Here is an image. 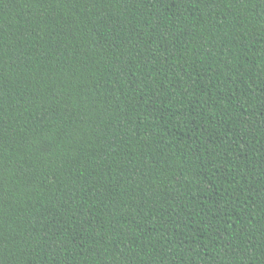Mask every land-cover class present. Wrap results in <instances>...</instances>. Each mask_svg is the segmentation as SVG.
Segmentation results:
<instances>
[{"label": "trees", "instance_id": "1", "mask_svg": "<svg viewBox=\"0 0 264 264\" xmlns=\"http://www.w3.org/2000/svg\"><path fill=\"white\" fill-rule=\"evenodd\" d=\"M0 264H264V0H0Z\"/></svg>", "mask_w": 264, "mask_h": 264}]
</instances>
